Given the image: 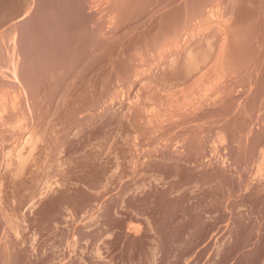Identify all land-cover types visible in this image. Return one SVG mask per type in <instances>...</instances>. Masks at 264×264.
<instances>
[{"label": "rangeland", "instance_id": "obj_1", "mask_svg": "<svg viewBox=\"0 0 264 264\" xmlns=\"http://www.w3.org/2000/svg\"><path fill=\"white\" fill-rule=\"evenodd\" d=\"M221 1L222 0H177V2L176 0H167V2L166 0H142V2L141 0H0V144H2L0 145V176L2 175V178L0 177V187L2 184V189H0L2 191L0 193V197L2 195V199L0 198V207L3 208H0V264H264V61H262L264 60V46H262V44H264V0H224L222 3ZM226 4H228V7ZM111 5L112 7H116L112 8ZM124 8L126 9L124 10ZM156 8L158 9L156 10ZM90 9H92V11ZM164 9L168 11H164ZM173 10L178 11L174 12ZM179 10L183 11L185 14ZM209 12L210 14L208 15ZM100 13L106 17L104 18ZM164 13L166 15L163 17ZM144 14L148 16L146 17ZM186 18L189 22L188 20L186 21ZM103 19L105 21H103ZM255 20L258 22L255 23ZM175 25L177 27H175ZM179 25L180 28H178ZM236 25L240 28H242V26L244 27L241 30ZM182 27L186 30H182ZM108 29L109 31H107ZM118 29L120 30L118 31ZM216 29L219 32L216 31ZM233 29L236 30L233 31ZM154 30L155 32H153ZM176 32L178 34H176ZM225 33H227L226 35L230 39L227 40L226 37V40H224ZM101 34L102 36H99ZM143 35H145V39ZM205 35H210V37ZM233 36L237 38H233ZM250 37L253 38L251 39ZM105 38L106 41L104 40ZM121 38H123V40ZM192 38L193 40L195 39V41L199 39V41L197 40L198 45L201 42V46L199 45L200 47L198 49L199 51L197 50L198 45L197 47L195 45L197 43H195ZM217 38L219 41H217ZM231 39H237L238 41H233ZM241 39L244 40L242 41ZM125 40L127 42H125ZM159 41L161 44L164 43L165 46L163 44L161 45ZM213 41H216L218 44ZM224 41L228 43L225 45ZM128 42L130 45L127 44ZM119 43L120 45H118ZM221 44H223V46ZM151 45H153V47L155 46V49ZM179 45L180 48H178ZM189 45H195V48L194 46L192 47L193 49L191 47L188 48ZM115 46L117 48H115ZM160 48L161 51L165 50V52H161ZM224 48H226L228 52L224 51ZM148 49H151L153 55L156 54V57L151 55L152 53ZM118 50L119 53H117ZM157 50L160 51L161 54L157 52ZM193 50H195V52ZM212 51H214V54ZM120 52L123 53V55ZM183 52L185 54H183ZM215 52H218L219 56L217 55L216 57ZM223 52L225 56L222 54ZM191 53L193 55H191ZM107 54L109 56H107ZM209 54L212 55L210 56ZM115 55H117V57ZM120 55L121 57H119ZM132 55L133 58H130ZM135 55L137 58L134 57ZM157 55H159V57ZM170 55L173 57L176 55L178 58L177 62H175L177 58H173ZM247 56L250 58L251 62H249V58V61L244 59H247ZM226 57L227 60L223 59ZM118 58L120 60H118ZM140 59H143V61ZM173 60L174 62H172ZM187 60L188 62H186ZM208 60L210 62H207ZM235 60H237V62ZM244 60L246 63H242ZM222 61L227 63H222ZM28 62L30 63L28 64ZM171 63L175 64L172 65ZM183 63L184 65L186 64V68ZM191 63L193 64L191 65ZM258 63L261 64L257 65ZM112 64L114 65L113 71ZM30 65L31 67H29ZM133 65L135 68L132 67ZM159 65H161V67ZM179 65H182L183 69H179L178 67H181ZM189 65L192 67H189ZM194 65L197 66L195 67ZM213 65H218L220 69L217 66L214 68ZM139 66L143 68L139 69ZM162 66L164 67L162 68ZM225 66L227 68H225ZM262 67L263 69H261ZM168 68L171 69L172 72L168 71ZM195 68L198 69L194 70ZM136 69L141 72L137 74ZM162 69H164V71ZM211 69L212 73L210 71ZM221 69L227 73L223 72ZM132 71H135V74ZM244 72H246V75L243 76ZM17 73L21 78H19L20 76ZM200 73L203 75L202 77ZM49 74L50 76H48ZM102 75H104V77H102ZM139 75L145 78L143 77L144 79L141 78L140 80ZM109 76L113 78L114 81L113 79L110 80ZM137 77L139 80L136 81ZM203 77L206 81L202 80ZM10 78L13 79L11 80ZM100 78H102V80ZM152 78L154 79L152 80ZM176 78L182 82H176ZM254 78L258 79L254 80ZM96 79H98V81ZM147 79L150 80L149 83ZM157 79L158 81H156ZM200 80H202V82ZM14 81L19 85H16ZM204 81L206 83H204ZM220 81L222 82L220 83L221 87L223 85V88H225V91L223 90L225 93L221 91L223 92V94H221L222 97L226 94V87L230 89V92L227 90V97H225L226 95L223 97L225 99L227 98V101L225 99L223 100L220 96L219 89L215 91V98L212 96L213 93L211 90H215V86L219 85L218 82ZM84 82L86 83L84 84ZM132 82H135L136 85L134 83L132 84ZM141 82H146L147 84L145 83V85ZM257 82L259 83L257 84ZM164 83H167L165 86H168H166V89L168 88L170 92L164 89L165 86L162 87ZM229 83L231 88L228 85ZM131 84L134 87H132ZM170 84L172 86H170ZM173 84L177 87L173 89L174 91L172 90ZM194 84L200 87L198 88ZM204 84L208 85L204 86ZM239 84L241 86L244 84L246 88L243 86V89ZM138 85H141V88L146 87L142 88L144 89L142 90ZM258 85L259 88H255L258 87ZM44 86L46 87L44 88ZM252 86H254V88ZM64 87H66L65 90ZM114 87L117 88L115 89ZM170 87H172L171 90ZM219 87L220 86H218V88ZM221 87L220 89H222ZM48 88L50 89L48 90ZM111 88L114 89L112 90ZM205 88L208 89L206 90ZM53 90H55L54 93ZM49 91L51 93H49ZM208 91L211 92L208 94ZM146 92H148L149 98L153 97L151 100L147 97ZM163 92H165L166 95L162 96V94H165ZM171 92L175 93L171 94ZM180 92L182 95L179 94ZM156 93L158 95L160 93V96H156ZM177 93L181 97H176V95L178 96ZM77 94L80 96L78 97ZM144 94L146 96H144ZM210 94L212 98L209 97ZM185 95L187 98H185ZM189 95L192 96L190 97ZM206 95H208L207 98ZM182 96L187 101L183 99ZM13 97L15 101H18L17 103L12 102L14 101ZM122 97H125L123 98L125 100H123ZM249 97L251 99H249ZM130 98H132L133 101ZM145 98L148 99L147 103L146 100H144ZM174 98L175 101H173ZM203 98H206L207 101ZM219 98L221 100H219ZM52 99L53 102H51ZM60 99L61 102H59ZM158 99L159 101L161 100L162 105L159 104L160 102ZM212 99L215 106L211 102ZM228 99L229 101L235 99L234 102H232L234 104H229L231 108H228L230 106H225L231 103ZM171 100L173 104L169 103ZM178 100L180 102H178ZM117 101L120 102V104L117 103ZM148 101L154 103H148ZM221 101L224 103L222 104ZM36 102L38 103L36 104ZM128 102L130 104L132 103V105H134L133 107L137 110L130 106ZM178 103L180 105H178ZM203 103L205 104L203 105ZM86 104L89 105V107ZM92 104H95L94 106L97 109H95ZM141 104L142 106H139ZM143 104H145V106L147 104L148 106L150 104L153 105H150V108L156 109L155 111L157 112L150 110L149 107L144 108ZM183 104L184 107H181ZM207 104L209 106L212 104L214 108H207L209 107ZM220 104L221 106H219ZM4 105L7 106V108H4ZM201 105L204 106L202 107L203 110ZM222 105H224V108L221 112ZM109 106H111L110 109ZM169 107L170 109L167 110ZM215 107L222 115L218 112L216 116L215 112L217 113V109ZM55 108L56 110H54ZM192 108H196L197 110H191ZM211 108L214 109L213 113L215 115H211ZM58 109L60 111H58ZM108 109L109 111L107 112ZM224 109H226L225 113ZM235 109H238L236 110L237 112ZM177 110L179 113L176 112ZM17 111L20 113L18 114ZM41 111L45 114H42ZM68 111L69 114L67 113ZM100 111L105 112L102 113ZM140 111L141 115L139 113ZM207 111L211 112L207 114ZM135 112L136 114H134ZM47 113L48 115H46ZM54 113H57V115L55 116ZM37 114L44 118L39 117ZM143 114H145L146 117L145 115L143 116ZM148 114H152V116H156V118L154 119L152 116H149V118L147 117ZM230 114H232L233 117H231L232 115ZM261 114H263V116ZM68 115L71 116L68 117ZM136 115H140L139 118ZM142 116L143 118L145 117L143 120H141ZM77 117L78 119L75 120ZM126 117L130 119L128 120ZM174 117L176 118L173 119ZM219 117L221 118L219 119ZM66 118H68L67 121ZM151 118L155 122H153ZM227 119L229 120L227 121ZM234 120L235 122H233ZM47 121L50 124L47 123ZM56 121L57 123H55ZM193 121L195 122L193 123ZM152 122L154 123V127ZM39 123L41 127H39ZM132 123L135 124L133 125ZM58 124L59 126H57ZM223 124L228 126H224ZM48 125H50L51 128H49ZM141 125L142 127L139 128ZM219 125L221 127H218ZM13 126L15 128H13ZM35 126H37L36 129ZM64 127L67 129L65 128V130ZM54 130H56V132ZM58 130L62 132L60 133ZM128 130L129 133L127 134ZM52 131H54L55 134ZM57 132H59V135ZM22 133L25 134L23 135ZM129 135H131V140L130 137H128ZM224 135L227 141L223 137ZM221 136L223 138H221ZM198 137L199 139H197ZM233 139L235 142L233 141L230 144ZM8 140L9 142H7ZM21 140L22 142H20ZM155 142H157V144ZM215 142L217 144H215ZM128 143H130V146ZM24 146H26V148ZM45 147L49 150L45 149ZM124 147L126 149H124ZM141 149L142 151L140 152L142 153L140 154L139 150ZM38 151L41 157L37 155ZM132 151L134 154H132ZM215 151L216 153H212ZM135 153L136 156L138 155L137 157H134ZM23 157L25 158L23 159ZM48 159H51V161L49 160L48 162L49 164L45 162L48 161ZM6 161L7 164L8 162L10 164L6 165ZM134 162H136V165ZM37 167L40 169L41 167L43 168L40 170ZM22 169L23 172L21 171ZM12 175L15 178L12 177ZM13 179H16V181ZM11 183L14 185H11ZM5 212H9L8 215H6ZM5 219H7V221Z\"/></svg>", "mask_w": 264, "mask_h": 264}, {"label": "bare ground", "instance_id": "obj_2", "mask_svg": "<svg viewBox=\"0 0 264 264\" xmlns=\"http://www.w3.org/2000/svg\"><path fill=\"white\" fill-rule=\"evenodd\" d=\"M106 1H108V0H106ZM115 1H116V0H115ZM117 1H118V0H117ZM137 1H138V0H137ZM158 1H159V0H158ZM161 1H163V0H161ZM194 1H195V0H194ZM200 1H201V0H200ZM219 1H220V0H219ZM222 1H224V0H222ZM222 1H221V3H222ZM96 2H97V1H96ZM96 2H95V3H96ZM102 2H103V1H102ZM110 2H111V1H110ZM141 2H142V0H141ZM143 2H145V1H143ZM166 2H167V0H166ZM176 2H177V0H176ZM178 2H179V1H178ZM225 2H226V1H225ZM113 3H114V2H113ZM128 3H129V1H128ZM164 3H165V2H164ZM193 3H195V2H193ZM196 3H197V2H196ZM198 3H200V2H198ZM106 4H107V2H106ZM143 4H144V3H143ZM146 4H147V3H146ZM154 4H155V2H154ZM181 4H182V2H181ZM224 4H225V3H224ZM113 5H114V4H113ZM118 5H119V4H118ZM160 5H161V4H160ZM193 5H194V4H193ZM208 5H209V4H208ZM208 5H205V6H208ZM213 5H214V4H213ZM226 5H227V7H228V4H226ZM98 6H99V5H98ZM98 6H97V7H98ZM120 6H121V5H120ZM125 6H126V5H125ZM139 6H140V5H139ZM157 6H158V5H157ZM164 6H165V5H164ZM174 6H175V5H174ZM180 6H181V5H180ZM196 6H197V5H196ZM198 6H199V4H198ZM200 6H201V5H200ZM220 6H221V5H220ZM95 7H96V6H95ZM105 7H106V6H105ZM109 7H110V6H109ZM111 7H112V5H111ZM113 7H116V6H113ZM113 7H112V8H113ZM147 7H148V6H147ZM178 7H179V6H178ZM182 7H184V6H182ZM208 7H210V6H208ZM213 7H214V6H213ZM217 7H218V6H217ZM227 7H226V9L228 10ZM89 8H90V7H89ZM121 8H122V7H121ZM139 8H140V7H139ZM144 8H145V7H144ZM153 8H154V7H153ZM158 8H159V7H158ZM158 8H156V10H157ZM161 8H162V7H161ZM180 8H181V7H180ZM180 8H179V9H180ZM201 8H203V7H201ZM221 8H222V7H221ZM221 8H219V9H221ZM223 8H224V7H223ZM125 9H126V8H124V10H125ZM162 9H163V8H162ZM167 9H170V8H167ZM167 9H164V11L167 10ZM175 9H176V8H175ZM177 9H178V8H177ZM190 9H191V8H190ZM190 9H189V10H190ZM205 9H206V8H205ZM207 9H208V8H207ZM209 9H210V8H209ZM209 9H208V10H209ZM90 10L92 11V9H90ZM97 10H98V9H97ZM104 10H105V9H104ZM108 10H110V9H108ZM108 10H107V11H108ZM111 10H112V9H111ZM140 10H141V9H140ZM140 10H139V11H140ZM193 10L195 11L194 7H193ZM210 10H211V9H210ZM212 10H213V9H212ZM215 10H216V8H215ZM101 11H102V10H101ZM112 11H113V10H112ZM141 11H142V10H141ZM154 11H155V10H154ZM160 11H161V9H160ZM167 11H168V10H167ZM173 11H174V10H173ZM177 11H178V10H177ZM177 11H174V12H177ZM179 11H181V10H179ZM183 11H184V9H183ZM183 11H181V12H183ZM187 11H188V10H187ZM201 11H202V9H201ZM206 11H207V10H206ZM219 11H220V10H219ZM229 11H230V10H229ZM98 12H99V11H98ZM123 12H125V11H123ZM181 12H180V13H181ZM91 13H92V12H91ZM113 13H114V12H113ZM166 13H167V12H166ZM169 13H170V12H169ZM187 13H189V12H187ZM205 13H206V12H205ZM215 13H216V12H215ZM230 13H231V12H230ZM93 14H94V13H93ZM96 14H97V12H96ZM100 14H101V13H100ZM104 14H105V13H104ZM116 14H117V12H116ZM116 14H115V15H116ZM119 14H121V13H119ZM124 14H125V13H124ZM142 14H143V13H142ZM147 14H148V13H147ZM158 14H159V13H158ZM162 14H163V13H162ZM167 14H168V13H167ZM181 14H182V13H181ZM183 14H185V13L183 12ZM197 14H198V13H197ZM209 14H210V12L208 13V15H209ZM232 14H233V13H232ZM90 15H91V14H90ZM101 15H102V14H101ZM144 15L146 16V14H144ZM153 15L155 16L154 13H153ZM156 15H157V14H156ZM160 15H161V14H160ZM165 15H166V14L164 13L163 17H164ZM179 15H180V14H179ZM199 15H200V14H199ZM206 15H207V14H206ZM211 15H212V14H211ZM223 15H224V14H223ZM223 15H222V16H223ZM91 16H92V15H91ZM102 16H103V15H102ZM108 16H109V15H108ZM118 16H120V15H118ZM147 16H148V15H147ZM147 16H146V17H147ZM161 16H162V15H161ZM176 16H177V14H176ZM190 16H191V14H190ZM217 16H218V15H217ZM222 16H221V17H222ZM103 17L105 18L106 16L104 15ZM112 17H113V16H112ZM124 17H125V16H124ZM141 17H142V16H141ZM143 17H144V16H143ZM163 17H162V18H163ZM180 17H181V16H180ZM188 17H189V16H188ZM194 17H195V15H194ZM208 17H209V16H208ZM210 17H211V16H210ZM214 17H215V16H214ZM214 17H213V18H214ZM221 17H220V19H221ZM228 17H229V16H228ZM244 17H245V16H244ZM244 17H243V18H244ZM246 17H247V16H246ZM101 18H102V17H101ZM117 18H118V17H117ZM144 18H145V17H144ZM144 18H143V19H144ZM165 18H166V17H165ZM170 18H171V17H170ZM175 18H176V17H175ZM183 18H184V17H183ZM183 18H182V19H183ZM192 18H193V17H192ZM229 18H230V17H229ZM229 18H226V19H229ZM233 18H234V17H233ZM92 19H93V18H92ZM94 19H95V18H94ZM168 19H169V18H168ZM172 19L174 20L173 17H172ZM194 19H195V18H194ZM196 19H197V17H196ZM200 19H201V18H200ZM204 19H205V18H204ZM226 19H223V20H226ZM234 19H236V18H234ZM238 19H239V18H238ZM240 19H241V17H240ZM255 19H256V18H255ZM96 20H97V17H96ZM98 20H99V19H98ZM112 20H113V19H112ZM129 20H130V19H129ZM151 20H152V18H151ZM155 20H156V19H155ZM162 20H163V19H162ZM179 20H181V19H179ZM187 20H188V19L186 18V21H187ZM198 20H199V19H198ZM215 20H216V19H215ZM217 20H218V18H217ZM229 20H230V19H229ZM231 20H232V19H231ZM243 20H244V19H243ZM252 20H254V19H252ZM103 21H105V20L103 19ZM109 21H110V20H109ZM109 21H108V22H109ZM118 21H119V20H118ZM125 21H126V20H125ZM139 21H140V20H139ZM153 21H154V20H153ZM165 21H166V20H165ZM168 21H169V20H168ZM176 21H177V19H176ZM182 21H183V20H182ZM191 21H192V20H191ZM196 21H197V20H196ZM213 21H214V20H213ZM219 21H220V20H219ZM226 21H227V20H226ZM250 21H251V20H250ZM92 22H93V21H92ZM95 22H96V21H95ZM155 22H156V21H155ZM173 22H174V21H173ZM178 22H179V21H178ZM184 22H185V21H184ZM188 22H189V20H188ZM224 22H225V21H224ZM230 22H231V21H230ZM246 22H247V20H246ZM251 22H252V21H251ZM257 22H258V21H257ZM257 22H256V20H255V23H257ZM132 23H133V22H132ZM146 23H148V22H146ZM160 23H161V22H160ZM163 23H164V22H163ZM175 23H176V22H175ZM185 23H186V22H185ZM222 23H223V22H222ZM105 24H106V23H105ZM108 24H109V23H108ZM118 24H119V23H118ZM143 24H144V23H143ZM151 24H152V23H151ZM166 24H167V23H166ZM225 24H227V23H225ZM231 24H232V23H231ZM241 24H242V23H241ZM250 24H251V23H250ZM124 25H125V24H124ZM187 25H188V24H187ZM207 25H208V24H207ZM222 25H223V24H222ZM228 25H229V24H228ZM228 25H227V26H228ZM242 25H243V24H242ZM245 25H246V24H245ZM98 26H99V25H98ZM111 26H112V24H111ZM115 26H117V25H115ZM120 26H121V25H120ZM125 26H126V25H125ZM139 26H140V25H139ZM165 26H166V25H165ZM167 26H168V25H167ZM185 26H186V24H185ZM213 26H214V25H213ZM215 26H216V25H215ZM219 26H220V25H219ZM230 26H231V25H230ZM236 26L239 27L238 25H236ZM240 26H241V25H240ZM251 26H252V25H251ZM253 26H255V25H253ZM95 27H96V26H95ZM104 27H105V26H104ZM127 27H128V26H127ZM143 27H144V26H143ZM160 27H161V26H160ZM175 27H177V26L175 25ZM193 27H194V26H193ZM217 27H218V26H217ZM222 27H223V26H222ZM243 27H244V26H242V28H243ZM98 28H99V27H98ZM107 28H108V27H107ZM111 28H112V27H111ZM111 28H110V29H111ZM125 28H126V27H125ZM152 28H153V26H152ZM155 28H156V27H155ZM165 28H166V27H165ZM167 28H168V27H167ZM172 28H173V27H172ZM178 28H180V25H179ZM186 28H187V27H186ZM197 28H198V27H197ZM203 28H204V27H203ZM223 28H224V27H223ZM239 28H240V27H239ZM242 28H240V29L242 30ZM245 28H246V27H245ZM101 29H102V26H101ZM128 29H129V28H128ZM145 29H146V28H145ZM163 29H164V28H163ZM169 29H170V28H169ZM174 29H175V28H174ZM183 29H184V27H182V30H183ZM217 29H218V28H217ZM217 29H216V31H218ZM221 29H222V28H221ZM231 29H232V28H231ZM248 29H251V28H248ZM92 30H94V29H92ZM98 30H99V29H98ZM98 30H97V31H98ZM114 30H115V29H114ZM119 30H120V29H118V31H119ZM123 30H125V29H123ZM123 30H122V31H123ZM159 30H160V29H159ZM184 30H186V29H184ZM213 30H214V29H213ZM235 30H236V29H235ZM235 30L233 29V31H235ZM241 30H240V31H241ZM246 30H247V29H246ZM94 31H95V30H94ZM107 31H109V29H108ZM110 31H111V30H110ZM176 31H177V30H176ZM178 31H180V30H178ZM187 31H188V29H187ZM197 31H198V30H197ZM214 31H215V30H214ZM222 31H223V30H222ZM230 31H231V30H230ZM243 31H245V30H243ZM99 32H100V31H99ZM112 32H113V29H112ZM120 32H121V31H120ZM123 32H124V31H123ZM144 32H145V31H144ZM153 32H155V30H154ZM158 32H159V31H158ZM173 32H174V30H173ZM208 32H209V31H208ZM212 32H213V31H212ZM218 32H219V31H218ZM93 33H94V32H93ZM95 33H96V32H95ZM100 33H101V32H100ZM132 33H133V31H132ZM170 33H171V32H170ZM186 33H187V32H186ZM206 33H207V31H206ZM215 33H216V32H215ZM228 33H229V32H228ZM234 33H235V32H234ZM246 33H247V32H246ZM97 34H98V33H97ZM118 34H119V32H118ZM118 34H117V35H118ZM167 34H168V32H167ZM176 34H178V33L176 32ZM179 34H180V32H179ZM226 34H227V33H225V36H224L225 38H224V40H226V37H227V40L230 39ZM235 34H236V33H235ZM237 34H238V33H237ZM241 34H242V33H241ZM241 34H239V35H241ZM249 34H250V31H249ZM122 35H123V34H122ZM150 35H151V34H150ZM150 35H149V36H150ZM164 35H165V34H164ZM169 35H170V34H169ZM169 35H168V37H169ZM172 35H174V34H172ZM222 35H223V34H222ZM242 35H244V34H242ZM252 35H253V34H252ZM256 35H259V34H256ZM261 35H262V34H261ZM99 36H102V34L99 35ZM109 36H110V34H109ZM127 36H128V35H127ZM127 36H126V37H127ZM144 36H145V35H143V38H144ZM151 36H152V35H151ZM176 36H177V35H176ZM205 36H208V35H205ZM215 36H216V34H215ZM236 36H237V35H236ZM236 36H233V38L236 37ZM103 37H104V36H103ZM103 37H102V38H103ZM122 37H123V36H122ZM160 37H161V36H160ZM178 37H180V36H178ZM208 37H210V35H209ZM248 37H249V36H248ZM256 37H257V36H256ZM256 37H254V38H256ZM131 38H132V37H131ZM147 38H148V37H147ZM151 38H152V37H151ZM162 38H163V37H162ZM165 38H166V37H165ZM169 38H170V37H169ZM193 38H194V37H193ZM193 38H192V40H193ZM198 38H199V37H198ZM205 38H206V37H205ZM213 38H214V37H213ZM236 38H237V37H236ZM240 38H241V37H240ZM246 38H247V37H246ZM250 38L252 39L253 37H250ZM97 39H98V38H97ZM121 39L123 40V38H121ZM124 39H125V38H124ZM129 39H130V37H129ZM144 39H145V38H144ZM153 39H154V38H153ZM156 39H157V38H156ZM180 39H181V38H180ZM182 39H183V38H182ZM188 39H189V38H188ZM188 39H187V42H188ZM196 39H197V38H196ZM203 39H204V38H203ZM203 39H201V40H203ZM209 39H211V38H209ZM238 39H239V38H238ZM244 39H245V38H244ZM244 39H243V40H244ZM256 39H257V38H256ZM260 39H261V38H260ZM104 40L106 41V38H105ZM151 40H152V39H151ZM166 40H167V38H166ZM176 40H177V38H176ZM189 40H190V39H189ZM197 40L199 41V39H197ZM197 40L195 41V39H194L193 41H194L195 43H197ZM231 40H233V39H231ZM236 40H237V39H236ZM236 40H233V41H236ZM241 40H242V39H241ZM243 40H242V41H243ZM258 40H259V39H258ZM258 40H257V41H258ZM119 41H120V38H119ZM164 41H165V39H164ZM180 41H181V40H180ZM217 41H219L218 38H217ZM221 41H222V40H221ZM229 41H230V40H229ZM233 41H231V42H233ZM237 41H238V40H237ZM239 41H240V40H239ZM254 41H255V40H254ZM112 42H113V41H112ZM125 42H127V41L125 40ZM146 42H147V41H146ZM162 42H163V41H162ZM190 42H191V41H190ZM205 42H206V40H205ZM207 42H208V40H207ZM213 42L216 43V41H213ZM213 42H212V43H213ZM224 42H225V41H224ZM224 42H222V43H224ZM231 42H230V43H231ZM250 42H251V41H250ZM100 43H101V42H100ZM102 43H103V40H102ZM113 43H114V42H113ZM117 43H118V42H117ZM159 43H160V41H159ZM159 43H158V46H159ZM191 43H192V42H191ZM191 43H190V44H191ZM214 43H213V45H214ZM227 43H228V42H227ZM227 43L225 42V45H226ZM234 43H235V42H234ZM251 43H252V42H251ZM127 44H129V42H128ZM160 44H161V43H160ZM162 44L165 46L164 43H162ZM162 44H161V45H162ZM184 44H185V42H184ZM200 44H201V42H200ZM200 44H199V45H200ZM203 44H204V42H203ZM203 44H202V46H203ZM216 44H218V43H216ZM232 44H233V43H232ZM246 44H247V43H246ZM254 44H255V43H254ZM115 45H116V44H115ZM118 45H120V43H119ZM123 45H124V43H123ZM129 45H130V44H129ZM172 45H173V44H172ZM182 45H183V44H182ZM195 45H196V47H197L198 43L195 44ZM195 45H193L194 48H195ZM199 45H198V47H197V50H198L199 47L201 46V45H200V46H199ZM207 45H209V44H207ZM221 45L223 46V44H221ZM229 45H230V44H229ZM243 45H245V44H243ZM243 45H242V46H243ZM260 45H261V44H260ZM126 46H127V45H126ZM148 46H149V45H148ZM151 46L153 47V45H151ZM166 46H167V45H166ZM193 46H190V45H189L188 48H190V47L192 48ZM204 46H205V45H204ZM214 46L216 47V45H214ZM222 46H220V47H222ZM255 46H256V45H255ZM262 46H264V44H262ZM131 47H132V46H131ZM152 47H151V48H152ZM154 47H155V46H154ZM154 47H153V48H154ZM175 47H176V46H175ZM186 47H187V46H186ZM205 47H206V46H205ZM209 47H210V46H209ZM215 47H214V49H215ZM224 47H227V46H224ZM235 47H236V46H235ZM237 47H238V46H237ZM244 47H246V46H244ZM113 48H114V47H113ZM115 48H117V47L115 46ZM157 48H158V47H157ZM161 48H162V46H161ZM161 48H160V51H161ZM172 48H174V47H172ZM178 48H180V45H179ZM218 48H219V47H218ZM118 49H119V48H118ZM154 49H155V48H154ZM158 49H159V48H158ZM162 49H163V48H162ZM192 49H193V48H192ZM214 49H213V50H214ZM220 49H223V48H220ZM225 49H226V48H224V51H227V52H228V50H227V49L225 50ZM108 50H109V49H108ZM122 50H123V49H122ZM148 50L151 51V49H148ZM152 50H153V49H152ZM171 50H172V49H171ZM179 50H180V49H179ZM184 50H185V49H184ZM184 50H183V51H184ZM186 50H187V48H186ZM195 50H196V49H195ZM195 50H193V51L195 52ZM215 50H216V49H215ZM215 50H214V51H215ZM237 50H238V49H237ZM241 50H242V49H241ZM244 50H245V49H244ZM247 50H248V49H247ZM110 51H111V50H110ZM155 51H156V50H155ZM160 51L157 50V52H159L160 54H161L162 51L165 52V50H162L161 52H160ZM181 51H182V50H181ZM198 51H199V50H198ZM201 51H202V48H201ZM214 51H212V53H213ZM216 51H217V50H216ZM261 51H262V50H261ZM108 52H109V51H108ZM115 52H116V51H115ZM121 52H122V51H121ZM121 52H120V53H121ZM126 52H127V51H126ZM130 52H131V51H130ZM135 52H136V50H135ZM153 52H154V50H153ZM167 52H169V51H167ZM167 52H166V53H167ZM171 52H172V51H171ZM178 52H179V51H178ZM189 52H190V49H189ZM207 52H208V51H207ZM235 52H236V51H235ZM258 52H259V51H258ZM117 53H119V50H118ZM132 53H133V52H132ZM148 53H149V52H148ZM151 53H152V51H151ZM151 53H150V54H151ZM155 53H156V52H155ZM159 53H157V54H159ZM166 53H165V54H166ZM169 53H170V52H169ZM172 53H174V52H172ZM172 53H171V54H172ZM180 53H181V52H180ZM215 53H216V52H215ZM220 53H221V52H220ZM238 53H239V51H238ZM248 53H249V52L247 51V54H248ZM262 53H263V52H262ZM111 54H112V53H111ZM111 54H110V55H111ZM121 54L123 55V53H121ZM126 54H128V53H126ZM135 54H136V53H135ZM140 54H141V52H140ZM146 54H147V52H146ZM165 54H164V56L167 58V56H166ZM176 54H177V53H176ZM183 54H185V53L183 52ZM213 54H214V53H213ZM222 54L225 56V53H224V52H223ZM222 54H221V55H222ZM226 54H227V53H226ZM245 54H246V53H245ZM251 54H252V53H251ZM260 54H261V53H260ZM151 55H153V53H152ZM191 55H193V54L191 53ZM191 55H189V56H191ZM209 55L211 56L212 54H209ZM217 55L219 56V53H218V52L215 54V56L217 57ZM221 55H220V57H221ZM223 55H222V56H223ZM235 55H236V54H235ZM237 55H238V54H237ZM243 55H244V52H243ZM248 55H249V54H248ZM258 55H259V54H258ZM107 56H109V55L107 54ZM115 56L117 57V55H115ZM142 56H143V55H142ZM147 56H149V55H147ZM153 56L156 57V54L153 55ZM157 56L159 57V55H157ZM160 56H161V55H160ZM162 56H163V54H162ZM162 56H161V57H162ZM170 56H172V55H170ZM178 56H179V55H178ZM185 56H186V55H185ZM213 56H214V55H213ZM224 56H223V57H224ZM227 56H228V55H227ZM252 56H253V55H252ZM259 56H260V55H259ZM111 57H112V56H111ZM119 57H121V55H120ZM126 57H127V56H126ZM134 57L137 58L136 55H135ZM140 57H141V56H140ZM158 57H157V58H158ZM168 57H169V56H168ZM172 57H173V56H172ZM174 57H176V55H174ZM174 57H173V58H174ZM183 57H184V56H183ZM200 57H201V56H200ZM244 57H245V56H244ZM244 57H242V58H244ZM29 58H30V57H29ZM112 58H113V57H112ZM130 58H133V55H132V57L130 56ZM136 58H135V59H136ZM143 58H145V57H143ZM176 58H177V57H176ZM180 58H181V56H180ZM184 58H185V57H184ZM209 58H211V57H209ZM248 58H249V57L247 56V59H246V58H244V59L247 60V61H249L250 58H249V60H248ZM252 58H253V57H252ZM252 58H251V59H252ZM254 58H255V57H254ZM26 59H27V58H26ZM108 59H109V58H108ZM152 59H153V58H152ZM161 59H162V58H161ZM215 59H216V58H215ZM217 59H218V58H217ZM219 59H220V58H219ZM223 59H226V60H227V57H226V58H223ZM233 59H234V58H233ZM238 59H239V58H238ZM27 60H28V59H27ZM31 60H32V59H31ZM31 60H30V61H31ZM114 60H115V59H114ZM118 60H120V59L118 58ZM121 60H122V59H121ZM123 60H124V59H123ZM140 60H141V59H140ZM163 60H164V59H163ZM177 60H178V58L175 60V62H177ZM181 60H182V59H181ZM189 60H190V59H189ZM204 60H205V59H204ZM212 60H213V57H212ZM220 60H221V59H220ZM245 60L242 61V63L245 62ZM116 61H117V60H116ZM141 61H143V59H142ZM144 61H145V60H144ZM150 61H151V60H150ZM161 61H162V60H161ZM165 61H166V60H165ZM193 61H194V60H193ZM195 61H196V60H195ZM213 61H214V60H213ZM235 61L237 62V60H235ZM252 61H253V59H252ZM255 61H256V59H255ZM262 61H264V60H262ZM25 62H27V61H25ZM118 62H119V61H118ZM122 62H123V61H122ZM158 62H160V61H158ZM167 62H169V61H167ZM172 62H174V60H173ZM180 62H181V61H180ZM186 62H188V60H187ZM204 62H205V61H204ZM207 62H210V61L208 60ZM211 62H212V61H211ZM249 62H251V60H250ZM29 63H30V62H28V64H29ZM31 63H32V62H31ZM112 63H113V62H112ZM123 63H124V62H123ZM137 63H138V61H137ZM216 63H217V62H216ZM222 63H227V62H225V61L223 62V61H222ZM245 63H246V62H245ZM252 63H253V62H252ZM262 63H263V62H262ZM110 64H111V63H110ZM127 64H128V63H127ZM127 64H126V65H127ZM154 64H155V63H154ZM158 64H159V63H158ZM160 64H161V63H160ZM168 64H169V63H168ZM171 64H172V63H171ZM174 64H175V63H174ZM174 64H172V65H174ZM177 64H178V63H177ZM179 64H180V63H179ZM188 64H189V63H188ZM192 64H193V63H191V65H192ZM231 64H233V63H231ZM234 64H235V63H234ZM237 64H238V63H237ZM260 64H261V63H260ZM260 64L258 63L257 65H260ZM32 65H33V64H32ZM112 65H113V64H112ZM117 65H118V64H117ZM124 65H125V64H124ZM124 65H123V66H124ZM162 65H163V63H162ZM183 65H184V63H183ZM185 65H186V64H185ZM185 65H184V66H185ZM191 65H189V67H190ZM199 65H200V64H199ZM201 65H202V64H201ZM205 65H206V64H205ZM208 65H209V64H208ZM238 65H239V64H238ZM252 65H254V64H252ZM140 66H141V65H140ZM140 66H139V69L144 67V65H143V67H140ZM159 66L161 67V65H159ZM159 66H156V67H159ZM166 66H167V65H166ZM166 66H165V67H166ZM179 66H181V67H178L179 69L182 68V65H179ZM194 66H195V65H194ZM196 66H197V65H196ZM196 66H195V67H196ZM213 66H214V65H213ZM216 66L218 67V65H216ZM216 66H214V68H215ZM221 66H222V64H221ZM223 66H224V64H223ZM241 66H242V64H241ZM263 66H264V65H263ZM29 67H31V65H30ZM132 67L135 68L134 65H133ZM132 67H131V68H132ZM163 67H164V66H162V68H163ZM176 67H177V66H176ZM191 67H192V66H191ZM232 67H233V66H232ZM250 67H251V66H250ZM255 67H256V65H255ZM260 67H261V66H260ZM260 67H259V68H260ZM24 68H25V67H24ZM115 68H117V67H115ZM119 68H120V67H119ZM122 68H123V67H122ZM127 68H128V66H127ZM185 68H186V66H185ZM199 68H200V67H199ZM201 68H202V67H201ZM206 68H207V67H206ZM211 68H213V67H211ZM218 68H219V67H218ZM218 68H217V69H218ZM222 68H223V67H222ZM225 68H227V67L225 66ZM233 68H234V67H233ZM239 68H240V67H239ZM243 68H244V67H243ZM245 68H246V67H245ZM22 69H23V68H22ZM25 69H26V68H25ZM29 69H30V68H29ZM113 69H114V65H113L112 71H113ZM156 69H157V68H156ZM156 69H155V71H156ZM182 69H183V68H182ZM192 69H193V68H192ZM192 69H191V71H192ZM196 69H198V68H195L194 70H196ZM219 69H220V68H219ZM250 69H251V68H250ZM253 69H254V68H253ZM261 69H263V67H262ZM106 70H107V69H106ZM109 70H110V68H109ZM130 70H131V69H130ZM132 70H134V69H132ZM159 70H160V68H159ZM159 70H158V71H159ZM162 70L164 71V69H162ZM165 70H166V69H165ZM184 70H185V69H184ZM199 70H200V69H199ZM204 70H205V69H204ZM208 70H209V69H208ZM221 70L223 71V69H221ZM230 70H231V67H230ZM234 70H235V69H234ZM238 70H239V69H238ZM243 70H245V69H243ZM248 70H249V69H248ZM248 70H247V71H248ZM23 71H24V70H23ZM26 71H27V70H26ZM107 71H108V70H107ZM107 71H106V72H107ZM118 71H119V70H118ZM123 71H124V70H123ZM125 71H126V70H125ZM136 71H137V69H136ZM168 71H171V69L168 68ZM188 71H189V69H188ZM200 71H201V70H200ZM210 71H211V73H212V69H211ZM217 71H218V70H217ZM219 71H220V70H219ZM245 71H246V70H245ZM258 71H259V70H258ZM21 72H22V71H21ZM37 72H38V71H37ZM39 72H40V71H39ZM79 72H80V71H79ZM79 72H78V73H79ZM106 72H105V73H106ZM132 72H133V71H132ZM132 72H131V73H132ZM134 72H135V71H134ZM134 72H133V73H134ZM138 72H139V71H137V74H138ZM140 72H141V71H140ZM140 72H139V73H140ZM148 72H149V71H148ZM150 72H151V71H150ZM152 72H153V71H152ZM166 72H167V71H166ZM171 72H172V71H171ZM177 72H178V71H177ZM197 72H198V71H197ZM201 72H202V71H201ZM203 72H205V71H203ZM223 72H226V71H223ZM241 72H242V70H241ZM256 72H257V71H256ZM262 72H263V71H262ZM22 73H24V72H22ZM26 73H27V72H26ZM52 73H53V72H52ZM107 73H109V72H107ZM111 73H113V72H111ZM111 73H110V74H111ZM116 73H117V72H116ZM119 73H120V72H119ZM153 73H154V72H153ZM188 73H189V72H188ZM208 73H210V72H208ZM226 73H227V72H226ZM263 73H264V72H263ZM17 74H18V73H17ZM19 74H20V71H19ZM19 74H18V75H19ZM37 74H38V73H37ZM39 74H40V73H39ZM76 74H77V72H76ZM127 74H128V73H127ZM134 74H135V73H134ZM137 74H136V76H137ZM149 74H150V73H149ZM156 74H157V73H156ZM183 74H184V73H183ZM196 74H198V73H196ZM202 74H203V73H202ZM204 74H205V73H204ZM216 74H217V73H216ZM239 74H241V73H239ZM20 75H21V74H20ZM20 75H19V76H20ZM27 75H28V74H27ZM29 75H30V74H29ZM40 75H41V74H40ZM40 75H39V76H40ZM53 75H54V74H53ZM108 75H109V74H108ZM117 75H118V74H117ZM124 75H125V74H124ZM147 75H148V74H147ZM198 75H199V74H198ZM200 75H201V73H200ZM222 75H223V73H222ZM224 75H225V74H224ZM229 75H230V74H229ZM229 75H228V76H229ZM244 75H246V72H244L243 76H244ZM251 75H252V74H251ZM253 75H254V74H253ZM48 76H50V74H49ZM48 76H47V77H48ZM55 76H56V75H55ZM74 76H75V75H74ZM115 76H116V75H115ZM130 76H131V75H130ZM139 76H140V75H139ZM141 76H142V75H141ZM141 76L139 77L140 80H141V78L144 77V76H143V77H141ZM152 76H153V74H152ZM158 76H160V75H158ZM162 76H164V75H162ZM191 76H192V75H191ZM202 76H203V75H201V77H202ZM206 76H207V75H206ZM209 76H210V74H209ZM211 76H213V75H211ZM226 76H227V74H226ZM237 76H238V75H237ZM248 76H249V75H248ZM255 76H256V75H255ZM263 76H264V75H263ZM12 77H13V76H12ZM22 77H23V75H22ZM29 77H30V76H29ZM33 77H34V76H33ZM53 77H54V76H53ZM98 77H99V76H98ZM102 77H104V75H102ZM112 77H114V76H112ZM154 77H155V76H154ZM178 77H179V76H178ZM201 77H200V78H201ZM204 77H205V75H204ZM204 77H203L202 80H205V81H206V79H204ZM220 77H221V76H220ZM238 77H239V76H238ZM19 78H21V76H20ZM25 78H26V77H25ZM37 78H38V77H37ZM40 78H41V77H40ZM42 78H43V77H42ZM45 78H46V77H45ZM49 78H50V77H49ZM49 78H48V79H49ZM95 78H96V77H95ZM109 78H110V76H109ZM144 78H145V77H144ZM144 78H143V79H144ZM162 78H164V77H162ZM171 78H172V77H171ZM180 78H181V77H180ZM180 78H179V79H180ZM186 78H187V77H186ZM186 78H185V79H186ZM188 78H189V77H188ZM193 78H194V77H193ZM206 78H207V77H206ZM208 78H209V77H208ZM210 78H211V77H210ZM247 78H248V77H247ZM10 79H11V78H10ZM12 79H13V78H12ZM12 79H11V80H12ZM100 79L102 80V78H100ZM104 79H105V78H104ZM112 79H113V78H110V80H112ZM119 79H120V78H119ZM130 79H131V77H130ZM130 79H129V80H130ZM132 79H133V78H132ZM135 79H136V78H135ZM148 79H149V78H148ZM148 79H147V80H148ZM150 79H151V78H150ZM153 79H154V78H152V80H153ZM172 79H173V78H172ZM211 79H212V78H211ZM211 79H210V80H211ZM215 79H216V78H215ZM215 79H214V80H215ZM222 79H223V78H222ZM225 79H226V78H225ZM245 79H246V78H245ZM249 79H250V78H249ZM251 79H252V78H251ZM256 79H258V78H256ZM256 79L254 78V80H256ZM259 79H260V78H259ZM263 79H264V78H263ZM23 80H24V79H23ZM30 80H31V79H30ZM42 80H44V79H42ZM84 80H85V79H84ZM84 80H83V81H84ZM87 80H88V79H87ZM96 80L98 81V79H96ZM101 80H100V81H101ZM123 80H124V79H123ZM127 80H128V79H127ZM137 80H139L138 77H137L136 81H137ZM162 80H163V79H162ZM169 80H170V78H169ZM176 80H177V78H176ZM198 80H199V77H198ZM198 80H197V82H198ZM202 80H200V81L202 82ZM220 80H221V79H220ZM243 80H244V79H243ZM260 80H261V79H260ZM26 81H27V79H26ZM85 81H86V80H85ZM113 81H114V79H113ZM134 81H135V80H134ZM142 81H143V80H142ZM149 81H150V80H148V83H149ZM156 81H158V79H157ZM170 81H171V80H170ZM178 81L182 82L181 80H177L176 82H178ZM188 81H189V80H188ZM205 81H204V83H206ZM223 81H224V80H223ZM240 81H241V80H240ZM8 82H10V81H8ZM14 82H15V81H14ZM19 82H20V81H19ZM33 82H34V81H33ZM38 82H39V81H38ZM41 82H42V81H41ZM46 82H47V80H46ZM53 82H54V81H53ZM102 82H103V81H102ZM105 82H106V81H105ZM128 82H129V81H128ZM161 82H162V81H161ZM166 82H167V81H166ZM174 82H175V81H174ZM174 82H173V83H174ZM189 82H190V81H189ZM189 82H188V83H189ZM197 82H196V83H197ZM208 82H209V81H208ZM227 82H228V81H227ZM227 82H226V83H227ZM229 82H230V81H229ZM243 82H244V81H243ZM245 82H246V80H245ZM260 82H261V81H260ZM12 83H13V82H12ZM30 83H32V82H30ZM50 83H52V82H50ZM50 83H49V84H50ZM54 83H55V82H54ZM85 83H86V82H84V84H85ZM103 83H104V82H103ZM120 83H122V82H120ZM129 83H131V82H129ZM133 83L135 84V82H132V84H133ZM137 83H139V82H137ZM141 83H143V82H141ZM145 83H146V82H144L143 84H145ZM154 83H155V81H154ZM157 83H158V82H157ZM170 83H171V82H170ZM196 83H195V84H196ZM209 83H210V82H209ZM218 83H219V85H217ZM218 83L216 84L217 86H215L216 89H215V90H211L212 93H213V95H212L213 97H214V94L216 93L215 91H217V89L220 90V91L218 90L220 96H221V94H223V92L225 91V90H224L225 88H223L224 86L222 85V87H221V84H220V83H222V82L220 81V82H218ZM230 83H231V82H230ZM230 83L228 84L229 87H230ZM233 83H234V82H233ZM233 83H232V84H233ZM258 83H259V82H257V84H258ZM263 83H264V82H263ZM15 84H16V82H15ZM33 84H34V83H33ZM49 84H48V85H49ZM100 84H101V82H100ZM110 84H111V83H110ZM113 84H114V83H113ZM127 84H128V83H127ZM127 84H125V85H127ZM132 84H131V86H132ZM146 84H147V83H146ZM146 84H145V85H146ZM150 84H151V83H150ZM150 84H149V85H150ZM165 84H167V83H164V84L162 85V87L165 86ZM190 84H191V83H190ZM195 84H194V85H195ZM197 84H198V83H197ZM223 84H224V82H223ZM244 84H246V83H244ZM244 84H243V86H244ZM252 84H253V83H252ZM9 85H12V84H9ZM16 85H19V84H16ZM27 85H28V84H27ZM37 85H38V84H37ZM62 85H63V84H62ZM82 85H83V84H82ZM101 85H102V84H101ZM114 85H115V84H114ZM123 85H124V84H123ZM135 85H136V84H135ZM145 85H144V86H145ZM155 85H156V84H155ZM192 85H193V84H192ZM199 85H200V84H199ZM207 85H208V84H206V85L204 84V86H207ZM239 85H240V84H239ZM248 85H249V84H248ZM259 85H260V84H259ZM259 85H258V87H255V88H259ZM3 86H6V85H3ZM25 86H26V84H25ZM31 86H32V85H31ZM38 86H39V85H38ZM46 86H47V85H46ZM46 86H44V88H45ZM49 86H50V85H49ZM53 86H54V85H53ZM85 86H87V85H85ZM85 86H82V87H85ZM108 86H109V85H108ZM115 86H116V85H115ZM127 86H128V85H127ZM129 86H130V85H129ZM138 86H139V85H138ZM140 86H141V85H140ZM140 86H139V88H141ZM158 86H160V85H158ZM166 86H167V85H166ZM166 86L164 87V89H166ZM170 86H172V85L170 84ZM195 86H196V85H195ZM209 86H210V85H209ZM209 86H208V88H209ZM218 86H220L222 89H220V87L218 88ZM225 86H226V85H225ZM233 86H234V85H233ZM240 86H241V85H240ZM243 86H241V87H243ZM260 86H261V85H260ZM10 87H11V86H10ZM12 87H13V86H12ZM16 87H18V86H16ZM28 87H29V85H28ZM36 87H37V86H36ZM41 87H42V86H41ZM132 87H134V86H132ZM145 87H146V86H145ZM145 87H142V88H145ZM162 87H161V88H162ZM167 87H168V86H167ZM175 87H176V86H174V84H173V88L170 87V90H171V88H172V90L175 89ZM178 87H179V86H178ZM192 87H193V86H192ZM192 87H191V88H192ZM196 87H198V86H196ZM199 87H200V86H199ZM199 87H198V88H199ZM201 87H202V86H201ZM244 87H245V86H244ZM244 87H243V89H244ZM252 87L254 88V86H252ZM5 88H6V87H5ZM18 88H19V87H18ZM18 88H17V89H18ZM39 88H40V87H39ZM39 88H38V89H39ZM65 88H66V87H64V90H65ZM109 88H110V87H109ZM114 88H115V87H114ZM114 88H113V89H114ZM116 88H117V87H116ZM116 88H115V89H116ZM125 88H127V87H125ZM128 88H129V87H128ZM142 88H141V89H142ZM149 88H150V86H149ZM152 88H153V87H152ZM176 88H177V87H176ZM208 88H207V89H208ZM213 88H214V87H213ZM230 88H231V87H230ZM239 88H240V87H239ZM239 88H238V91L240 90ZM245 88H246V87H245ZM23 89H24V88H23ZM31 89H32V88H31ZM34 89H35V88H34ZM49 89H50V88H48V90H49ZM86 89H87V88H86ZM100 89H101V88H100ZM111 89H112V88H111ZM113 89H112V90H113ZM119 89H120V88H119ZM147 89H148V88H147ZM156 89H157V88H156ZM158 89H159V87H158ZM162 89H163V88H162ZM205 89H206V88H205ZM207 89H206V90H207ZM209 89H210V88H209ZM226 89L229 90V92H230V89H229L228 87H226ZM241 89H242V88H241ZM243 89H242V91H243ZM260 89H262V88H260ZM4 90H5V89H4ZM14 90H15V89H14ZM45 90H46V89H45ZM48 90H47V91H48ZM59 90H60V89H59ZM59 90H58V91H59ZM61 90H62V88H61ZM64 90H63V91H64ZM80 90H81V89H80ZM88 90H89V89H88ZM124 90H125V89H124ZM137 90H138V89H137ZM142 90H144V89H142ZM142 90H141V91H142ZM152 90H153V89H152ZM159 90H160V89H159ZM176 90H177V89H176ZM196 90H197V89H196ZM206 90H205V91H206ZM223 90H224V91H223ZM227 90H226V94H224V95H226L225 97H227ZM231 90H232V89H231ZM27 91H28V90H27ZM54 91H55V90H53V93H54ZM63 91H62V92H63ZM86 91H87V90H86ZM101 91H102V90H101ZM135 91H136V90H135ZM145 91H147V90H145ZM153 91H155V90H153ZM164 91H165V90H164ZM166 91H167V92H170V91L168 90V88L166 89ZM166 91H165V92H166ZM173 91H174V90H173ZM177 91H178V90H177ZM177 91H176V92H177ZM197 91H198V90H197ZM199 91H200V90H199ZM211 91H208V94H209V92H211ZM221 91H223V92H221ZM234 91H235V90H234ZM234 91H233V92H234ZM245 91H246V90H245ZM245 91H244V92H245ZM3 92H4V91H3ZM15 92H16V91H15ZM33 92H34V90H33ZM64 92H65V91H64ZM79 92H80V91H79ZM84 92H85V91H84ZM84 92H83V93H84ZM108 92H110V91H108ZM129 92H130V91H129ZM151 92H152V91H151ZM156 92H157V91H156ZM159 92H160V91H159ZM165 92H163V93H165ZM188 92H189V91H188ZM195 92H196V91H195ZM200 92H201V91H200ZM220 92H221V93H220ZM229 92H228V93H229ZM239 92H240V91H239ZM249 92H250V91H249ZM28 93H29V92H28ZM31 93H32V92H31ZM37 93H38V92H37ZM46 93H48V92H46ZM49 93H51V92L49 91ZM49 93H48V94H49ZM76 93H78V92H76ZM76 93H74V94H76ZM83 93H82V94H83ZM97 93H98V92H97ZM97 93H96V94H97ZM103 93H104V92H103ZM119 93H120V92H119ZM143 93H144V92H143ZM147 93H148V92H146V94H147ZM161 93H162V92H161ZM172 93H175V92H171V94H172ZM212 93H211V94H212ZM217 93H218V92H217ZM224 93H225V92H224ZM256 93H257V90H256ZM0 94H1V93H0ZM14 94H15V93H14ZM23 94H24V93H23ZM34 94H36V93H34ZM80 94H81V93H80ZM108 94H109V93H108ZM115 94H116V93H115ZM115 94H114V95H115ZM121 94H122V93H121ZM134 94H135V93H134ZM151 94H152V93H151ZM167 94H168V93H167ZM177 94H178V93H177ZM179 94L182 95L181 92H180ZM179 94H178V96L176 95V97H181ZM183 94H184V92H183ZM195 94H196V93H195ZM199 94H201V93H199ZM211 94L209 95V97H211ZM219 94H218V95H219ZM231 94H232V93H231ZM234 94H235V93H234ZM234 94H233V95H234ZM249 94H250V93H249ZM253 94H254V93H253ZM258 94H259V93H258ZM10 95H11V94H10ZM26 95H27V94H26ZM32 95H33V94H32ZM36 95H37V94H36ZM51 95H52V94H51ZM51 95H50V96H51ZM98 95H99V94H98ZM98 95H97V96H98ZM101 95H102V92H101ZM129 95H130V94H129ZM141 95H142V94H141ZM154 95H155V94H154ZM157 95H158V94L156 93V96H157ZM163 95H166V93H165V94H162V96H163ZM168 95H169V94H168ZM192 95H193V94H192ZM192 95H191V96H192ZM218 95H217V96H218ZM224 95H223V97H224ZM236 95H237V93H236ZM236 95H235V96H236ZM1 96H2V95H1ZM17 96H18V95H17ZM28 96H29V95H28ZM39 96H40V95H39ZM60 96H61V95H60ZM60 96H59V97H60ZM62 96H63V94H62ZM74 96H75V95H74ZM77 96H78V94H77ZM79 96H80V95H79ZM79 96H78V97H79ZM99 96H100V95H99ZM106 96H107V95H106ZM112 96H113V95H112ZM130 96H131V95H130ZM136 96H137V94H136ZM144 96H146V95L144 94ZM144 96H143V98H144ZM149 96H151V95H149ZM152 96H153V95H152ZM159 96H160V93H159L158 97H159ZM172 96H173V95H172ZM174 96H175V95H174ZM183 96H184V95H183ZM183 96H182L183 99L187 98L186 95H185V96H186L185 98H184ZM189 96H190V95H189ZM189 96H188V97H189ZM191 96H190V97H191ZM217 96H216V97H217ZM239 96H240V95H239ZM241 96H242V95H241ZM256 96H257V95H256ZM9 97H10V96H9ZM22 97H23V96H22ZM30 97H31V96H30ZM43 97H45V96H43ZM72 97H73V95H72ZM78 97H77V98H78ZM83 97H84V96H83ZM83 97H82V98H83ZM118 97H120V96H118ZM140 97H141V96H140ZM147 97H148V94H147ZM147 97H146V98H147ZM176 97H175V98H176ZM207 97H208V95H206V98H207ZM221 97H222V96H221ZM221 97H220V98H221ZM223 97H222V98H223ZM228 97H229V95H228ZM231 97H232V95H231ZM231 97H230V98H231ZM253 97H254V96H253ZM13 98H14V97H13ZM13 98H12V100H13ZM16 98H17V97H16ZM31 98H32V97H31ZM35 98H36V97H35ZM39 98H42V97H39ZM75 98H76V97H75ZM90 98H91V97H90ZM96 98H97V97H96ZM108 98H109V97H108ZM123 98H125V97H122V99H123ZM146 98H145L144 100H146V103H147V100H148V99H146ZM148 98H149V97H148ZM152 98H153V97H152ZM152 98L150 97L149 100H151ZM154 98H157V97H154ZM165 98H166V97H165ZM172 98H173V97H172ZM175 98H174L173 101H175ZM206 98H205V99L203 98V99L206 100ZM211 98H212V97H211ZM214 98H215V97H214ZM217 98H218V97H217ZM220 98H219V100H221ZM233 98H234V96H233ZM235 98H236V97H235ZM238 98H239V97H238ZM6 99H7V98H6ZM19 99H20V98H19ZM23 99H24V98H23ZM58 99H59V98H58ZM71 99H72V98H71ZM93 99H94V98H93ZM106 99H107V97H106ZM111 99H112V98H111ZM111 99H110V100H111ZM116 99H117V98H116ZM130 99L132 100V98H130ZM137 99H138V98H137ZM137 99H136V100H137ZM141 99H142V98H141ZM163 99H164V98H163ZM170 99H171V97H170ZM176 99H177V98H176ZM183 99H182V100H183ZM189 99H191V98H189ZM195 99H197V98H195ZM198 99H199V98H198ZM224 99H225V98H223V100H224ZM226 99H227V98H226ZM226 99H225V100H226ZM249 99H251V98L249 97ZM253 99H254V98H253ZM256 99H257V98H256ZM12 100H11V101H12ZM32 100H33V99H32ZM32 100H31V101H32ZM41 100H42V99H41ZM45 100H46V99H45ZM75 100H76V99H75ZM87 100H88V99H87ZM103 100H104V99H103ZM123 100H125V99H123ZM127 100H128V97H127ZM136 100H134V101H136ZM156 100H157V99H156ZM161 100H162V98H161ZM161 100L159 101V99H158V101L160 102V103H159L160 105H162ZM179 100H180V98H179ZM179 100H178V102H180ZM185 100H186V99H185ZM219 100H217V101H219ZM230 100H231V99H230ZM232 100H233V99H232ZM234 100H235V99H234ZM234 100H233V101H229V99H228V101L231 102V103H228V104L226 103L227 105H225V106L228 107V106H230L229 104H234V103H232V102H234ZM236 100H239V99H236ZM5 101H6V100H5ZM19 101H20V100H19ZM35 101H36V100H35ZM38 101H39V100H38ZM42 101H43V100H42ZM49 101H50V100H49ZM57 101H58V100H57ZM71 101H72V100H71ZM105 101H106V100H105ZM113 101H114V100H113ZM132 101H133V100H132ZM153 101H154V99H153ZM158 101H156V102H158ZM164 101H165V100H164ZM176 101H177V100H176ZM186 101H187V100H186ZM188 101H190V100H188ZM197 101H199V100H197ZM206 101H207V100H206ZM212 101H213V99L211 100V102H212ZM217 101H216V103H217ZM226 101H227V100H226ZM254 101H255V100H254ZM257 101H258V100H257ZM1 102H2V101H1ZM9 102H10V100H9ZM12 102H14V103L16 102V103H17L18 101H17V100L15 101V98H14V101H12ZM26 102H27V101H26ZM40 102H41V101H40ZM51 102H53V99H52ZM59 102H61V99H60ZM69 102H70V101H69ZM81 102H82V101H81ZM84 102H85V100H84ZM98 102H99V100H98ZM109 102H110V101H109ZM121 102H122V101H121ZM129 102H130V101H129ZM129 102H128V104H130ZM138 102H139V101H138ZM140 102H142V101H140ZM154 102H155V101H154ZM154 102H153V103H154ZM162 102H163V101H162ZM167 102H168V101H167ZM204 102H205V101H204ZM209 102H210V100H209ZM211 102H210V103H211ZM255 102H256V101H255ZM255 102H254V103H255ZM3 103H4V102H3ZM20 103H21V102H20ZM37 103H38V102H36V104H37ZM44 103H45V101H44ZM48 103H49V102H48ZM76 103H77V102H76ZM86 103H87V102H86ZM93 103H94V102H93ZM117 103L120 104V102H118V101H117ZM126 103H127V102H126ZM146 103H145V104H146ZM148 103H152V102H149V101H148ZM153 103H152V104H153ZM165 103H166V102H165ZM169 103H172V104H173L172 100H171V102H169ZM181 103H182V102H181ZM197 103H198V102H197ZM210 103H208V104H210ZM218 103H219V102H218ZM221 103H222V101H221ZM223 103H224V102H223ZM223 103H222V104H223ZM243 103H244V102H243ZM252 103H253V100H252ZM258 103H260V102H258ZM262 103H263V102H262ZM10 104H11V103H10ZM36 104H35V105H36ZM41 104H43V103H41ZM66 104H67V103H66ZM66 104H65V106H66ZM96 104H97V103H96ZM99 104H100V103H99ZM145 104H143V105H144V106H143L144 108L149 107L150 110H154V109H151V108H150V105H151V104H150L149 106H148V104L145 106ZM172 104H171V105H172ZM204 104H205V103H203V105H204ZM208 104H207V105H208ZM212 104H213V102H212ZM212 104H211L210 106L208 105L209 107H207V106H206V107H207V108L213 107L214 104H213V105H212ZM250 104H251V103H250ZM1 105H2V104H1ZM46 105H48V104H46ZM52 105H53V104H52ZM58 105H59V103H58ZM70 105H71V104H70ZM83 105H84V104H83ZM83 105H82V106H83ZM86 105H87V104H86ZM92 105L94 106L95 104H92ZM103 105H104V104H103ZM111 105H113V104H111ZM124 105H125V104H124ZM135 105H136V103H135ZM165 105H166V104H165ZM168 105H169V104H168ZM171 105H170V107H171ZM178 105H180V104L178 103ZM192 105H193V104H192ZM195 105H196V104H195ZM195 105H194V106H195ZM217 105H218V104H217ZM255 105H256V104H255ZM260 105H261V104H260ZM260 105H259V106H260ZM4 106H5V105H4ZM8 106H9V105H8ZM13 106H14V105H13ZM53 106H54V105H53ZM53 106H52V107H53ZM67 106H68V104H67ZM76 106H77V104H76ZM80 106H81V105H80ZM87 106L89 107V105H87ZM87 106H86V107H87ZM125 106H127V105H125ZM128 106H129V105H128ZM130 106L133 107L134 105H132V103H131ZM139 106H142V104L139 105ZM139 106H138V107H139ZM151 106H153V105H151ZM182 106L184 107V104L181 105V107H182ZM186 106H187V105H186ZM198 106H199V105H198ZM214 106H215V105H214ZM219 106H221V104H220ZM222 106H223V107H221V108H222L221 112L223 111V108H224V105H222ZM234 106H235V105H234ZM11 107H12V105H11ZM54 107H56V106H54ZM57 107H58V106H57ZM70 107H71V106H70ZM110 107H111V106H109V109H110ZM117 107H118V106H117ZM120 107H122V106H120ZM123 107H124V106H123ZM138 107H137V108H138ZM154 107H155V106H154ZM159 107H160V106H159ZM170 107L167 108V110L170 109ZM176 107H177V105H176ZM195 107H196V106H195ZM202 107H204V106L201 105V108H202ZM206 107H205V108H206ZM217 107H218V106H217ZM243 107H244V106H243ZM253 107H255V106H253ZM256 107H257V106H256ZM4 108H7V106H5ZM4 108H2V109H4ZM8 108H9V107H8ZM12 108H13V107H12ZM15 108H16V106H15ZM25 108H26V107H25ZM50 108H51V106H50ZM79 108H80V107H79ZM90 108H92V107H90ZM94 108L97 109L95 106H94ZM113 108H114V107H113ZM115 108H116V107H115ZM127 108H128V107H127ZM127 108H126V109H127ZM133 108H134V107H133ZM179 108H180V107H179ZM185 108H186V107H185ZM187 108H188V106H187ZM187 108H186V109H187ZM189 108H190V107H189ZM198 108H200V107H198ZM201 108H200V109H201ZM213 108H214V107H213ZM215 108H216V107H215ZM228 108H231V106L228 107ZM234 108H235V107H234ZM257 108H258V107H257ZM18 109H19V108H18ZM28 109H29V108H28ZM37 109H38V108H37ZM43 109H44V108H43ZM47 109H48V107H47ZM59 109H60V107H59ZM59 109H58V111H60ZM61 109H62V108H61ZM80 109H81V108H80ZM109 109L107 110V112L109 111ZM126 109H125V111H126ZM134 109H136V108H134ZM134 109H133V110H134ZM149 109H148V110H149ZM171 109L173 110L172 107H171ZM211 109H212V108H211ZM216 109H217V108H216ZM216 109H215V110H216ZM240 109H241V108H240ZM249 109H250V108H249ZM39 110H40V109H39ZM50 110H51V109H50ZM54 110H56V108H55ZM75 110H77V109H75ZM118 110H119V109H118ZM121 110H122V109H121ZM136 110H137V109H136ZM155 110H156V109H155ZM155 110H154V111H155ZM174 110H175V109H174ZM183 110H184V109H183ZM183 110H182V112H183ZM187 110H188V109H187ZM191 110H197V109H196V108H195V109L192 108ZM198 110H199V109H198ZM202 110H203V108H202ZM206 110H208V109H206ZM225 110H226V109H224V113H225ZM231 110H232V109H231ZM236 110H238V109H235V111H236ZM253 110H254V109H253ZM2 111H3V110H2ZM2 111H1V113H2ZM14 111H15V110H14ZM14 111H11V112H14ZM22 111H24V110H22ZM36 111H37V110H36ZM44 111H45V110H44ZM58 111H56V112H58ZM69 111H70V110H69ZM69 111L67 112L68 114H69ZM78 111H79V110H78ZM87 111H88V110H87ZM89 111H90V109H89ZM91 111H92V109H91ZM105 111H106V110H105ZM105 111H103V112H105ZM110 111H111V110H110ZM115 111H116V109H115ZM127 111H128V109H127ZM131 111H132V110H131ZM184 111H185V110H184ZM189 111H190V109H189ZM199 111H200V110H199ZM199 111H198V112H199ZM211 111H212L211 115H213V114H214V113H213L214 109H212ZM211 111H209V112L207 111L208 113H207V112H206V113L209 114ZM235 111H233V112H235ZM242 111H243V110H242ZM256 111H258V110H256ZM11 112H10V113H11ZM17 112H18V114L20 113L19 111H17ZM25 112H26V111H25ZM30 112H31V110H30ZM32 112H33V111H32ZM41 112H42V111H41ZM46 112H47V111H46ZM53 112H54V111H53ZM64 112H65V111H64ZM73 112H74V111H73ZM83 112H84V111H83ZM100 112H102V111H100ZM103 112H102V113H103ZM111 112H113V111H111ZM133 112H134V111H133ZM155 112H157V111H155ZM176 112H178V110H177ZM182 112H181V113H182ZM186 112H187V111H186ZM195 112H196V111H195ZM204 112H205V111H204ZM218 112H219V111H218V109H217V113L215 112L216 116L218 115ZM227 112H228V111H227ZM236 112H237V111H236ZM253 112H254V111H253ZM7 113H8V112H7ZM60 113H61V112H60ZM62 113H63V112H62ZM92 113H93V112H92ZM117 113H118V112H117ZM124 113H125V112H124ZM139 113H140V115H141V111H140ZM142 113H143V112H142ZM159 113H160V112H159ZM178 113H179V112H178ZM187 113H188V112H187ZM219 113H220V112H219ZM229 113H232V112H229ZM254 113H255V112H254ZM5 114H6V112H5ZM5 114H4V115H5ZM31 114H32V113H31ZM42 114H45V113L42 112ZM54 114H55V116L57 115V113H54ZM76 114H77V113H76ZM90 114H91V113H90ZM108 114H109V113H108ZM113 114H115V113H113ZM113 114H112V115H113ZM126 114H127V113H126ZM131 114H133V113H131ZM134 114H136V112H135ZM168 114H169V113H168ZM170 114H171V113H170ZM185 114H186V113H185ZM190 114H191V113H190ZM196 114H197V113H196ZM215 114H214V115H215ZM220 114H221V113H220ZM233 114H234V113H233ZM246 114H247V112H246ZM257 114H258V113H257ZM259 114H260V112H259ZM2 115H3V114H2ZM7 115H8V114H7ZM15 115H16V114H15ZM37 115H38V114H37ZM46 115H48V113H47ZM52 115H53V114H52ZM58 115H59V114H58ZM71 115H72V114H71ZM71 115H68V117L71 116ZM81 115H82V114H81ZM88 115H89V114H88ZM101 115H103V114H101ZM122 115H123V114H122ZM140 115H139V116H140ZM144 115H145V114H143V116H144ZM153 115H155V114H153ZM158 115H159V114H158ZM180 115H181V114H180ZM186 115H187V114H186ZM221 115H222V114H221ZM227 115H228V114H227ZM227 115H226V116H227ZM230 115H232V114H230ZM261 115L263 116V114H261ZM19 116H20V115H19ZM38 116H39V115H38ZM83 116H84V115H83ZM98 116H99V115H98ZM124 116H125V115H124ZM124 116H123V117H124ZM136 116H138V115H136ZM139 116H138V118H139ZM143 116H142V119H141V120H143V119L146 117V115H145L144 118H143ZM149 116L151 117L152 114H151V115H149V114L147 115V117H149ZM178 116H179V115H178ZM183 116H184V115H183ZM201 116H202V115H201ZM205 116H206V114H205ZM255 116H256V115H255ZM32 117H34V116H32ZM39 117H43V116H39ZM50 117H51V115H50ZM62 117H63V116H62ZM86 117H87V113H86ZM94 117H95V113H94ZM114 117H115V115H114ZM119 117H120V115H119ZM127 117H128V116H127ZM127 117H126V118H127ZM150 117H149V118H150ZM152 117H153V116H152ZM222 117H223V116H222ZM231 117H233V115H232ZM256 117H257V116H256ZM34 118H35V117H34ZM34 118H33V119H34ZM43 118H44V117H43ZM74 118H75V117H74ZM74 118H72V119H74ZM84 118H85V117H84ZM84 118H83V119H84ZM96 118H97V117H96ZM99 118H100V117H99ZM126 118H125V119H126ZM140 118H141V117H140ZM153 118L155 119L156 116H154ZM162 118H163V117H162ZM171 118H172V117H171ZM175 118H176V117H174L173 119H175ZM220 118H221V117H219V119H220ZM224 118H226V117H224ZM228 118H229V117H228ZM247 118H248V117H247ZM1 119H2V118H1ZM29 119H30V118H29ZM48 119H49V118H48ZM50 119H51V118H50ZM67 119H68V118H66V121H67ZM77 119H78V117H77L75 120H77ZM85 119H86V118H85ZM127 119H128V118H127ZM129 119H130V118H129ZM129 119H128V120H129ZM146 119H147V118H146ZM151 119H152V118H151ZM151 119H150V120H151ZM177 119H178V118H177ZM213 119H214V118H213ZM231 119H232V118H231ZM236 119H237V118H236ZM2 120H3V119H2ZM8 120H9V118H8ZM23 120H24V119H23ZM25 120H26V119H25ZM30 120H31V119H30ZM40 120H42V119H40ZM40 120H39V121H40ZM87 120H88V119H87ZM91 120H92V119H91ZM95 120H96V119H95ZM133 120H134V119H133ZM162 120H163V119H162ZM162 120H161V121H162ZM216 120H217V119H216ZM221 120H222V119H221ZM221 120H220V122H221ZM224 120H225V119H224ZM228 120H229V119H227V121H228ZM261 120H262V119H261ZM6 121H7V120H6ZM10 121H11V120H10ZM21 121H22V119H21ZM39 121H38V122H39ZM57 121H58V120H57ZM57 121H56L55 123H57ZM62 121H64V120H62ZM71 121H72V120H71ZM82 121H83V120H82ZM96 121H97V120H96ZM130 121H131V120H130ZM152 121L155 122L153 119H152ZM173 121H174V120H173ZM207 121H208V120H207ZM217 121H219V120H217ZM252 121H253V120H252ZM263 121H264V120H263ZM2 122H3V121H2ZM38 122H37V123H38ZM42 122H43V121H42ZM52 122H53V121H52ZM59 122H60V121H59ZM69 122H70V121H69ZM88 122H89V120H88ZM94 122H95V121H94ZM121 122H122V120H121ZM131 122H133V121H131ZM148 122L150 123L149 120H148ZM148 122H147V123H148ZM153 122H152V123H153ZM194 122H195V121H193V123H194ZM212 122H213V121H212ZM222 122H223V121H222ZM230 122H231V121H230ZM233 122H235V120H234ZM237 122H238V121H237ZM259 122H260V121H259ZM259 122H258V123H259ZM20 123H21V122H20ZM20 123H19V124H20ZM25 123H26V122H25ZM40 123H41V122H40ZM40 123H39V127H41V126H40ZM45 123H46V122H45ZM47 123H49V122L47 121ZM67 123H68V122H67ZM73 123H74V122H73ZM81 123H82V122H81ZM123 123H124V121H123ZM126 123H127V122H126ZM140 123H141V121H140ZM143 123H144V122H143ZM149 123H148V124H149ZM191 123H192V121H191ZM200 123H201V122H200ZM209 123H210V122H209ZM225 123H226V122H225ZM15 124H16V123H15ZM31 124H32V123H31ZM49 124H50V123H49ZM53 124H54V123H53ZM53 124H52V125H53ZM76 124H77V123H76ZM85 124H86V123H85ZM89 124H90V123H89ZM124 124H125V123H124ZM132 124L134 125L135 123H132ZM157 124H158V123H157ZM157 124H155V125H156V126H159V125H157ZM182 124H183V123H182ZM3 125H4V124H3ZM6 125H7V124H6ZM10 125H11V124H10ZM66 125H67V124H66ZM66 125H65V126H66ZM142 125H143V124H142ZM142 125H141L139 128H141ZM150 125H152V124H150ZM150 125H149V126H150ZM212 125H213V124H212ZM215 125H216V124H215ZM217 125H218V124H217ZM223 125H224V126H228V125H226V124H223ZM263 125H264V124H263ZM18 126H19V125H18ZM45 126H47V125H45ZM48 126H49V128H51L50 125H48ZM53 126H54V125H53ZM57 126H59V124H58ZM69 126H70V125H69ZM76 126H77V125H76ZM83 126H84V124H83ZM123 126H125V125H123ZM144 126H146V125H144ZM144 126H143V127H144ZM249 126H250V125H249ZM261 126H262V125H261ZM9 127H10V126H9ZM36 127H37V126H35V129H36ZM71 127H72V126H71ZM132 127H133V126H132ZM132 127H130V128H132ZM134 127H135V126H134ZM137 127H138V126H137ZM151 127H152V126H151ZM153 127H154V123H153ZM210 127H211V126H210ZM218 127H221V126L219 125ZM234 127H235V126H234ZM0 128H1V127H0ZM3 128H4V127H3ZM13 128H15V127L13 126ZM26 128H27V127H26ZM26 128H25V129H26ZM42 128H43V127H42ZM49 128H48V130H49ZM52 128H53V127H52ZM57 128H58V127H57ZM61 128H63V127H61ZM65 128H66V127H64V129H65ZM69 128H70V127H69ZM222 128H223V127H222ZM231 128H232V127H231ZM254 128H255V127H254ZM259 128H260V126H259ZM259 128H258V129H259ZM28 129H29V128H28ZM32 129H33V128H32ZM38 129H39V128H38ZM38 129H37V131H38ZM40 129H41V128H40ZM53 129H54V128H53ZM59 129H60V128H59ZM66 129H67V128H66ZM66 129H65V130H66ZM70 129H71V128H70ZM133 129H134V128H133ZM154 129H155V128H154ZM223 129H226V128H223ZM229 129H230V128H229ZM260 129H261V128H260ZM4 130H5V129H4ZM12 130H13V129H12ZM20 130H21V129H20ZM61 130H62V129H61ZM139 130H141V129H139ZM148 130H149V129H148ZM226 130H227V129H226ZM14 131H15V130H14ZM30 131H32V130H30ZM40 131H41V130H40ZM43 131H44V129H43ZM54 131L56 132V130H54ZM54 131H52V132L54 133ZM58 131H59V130H58ZM134 131H135V129H134ZM206 131H207V130H206ZM208 131H209V130H208ZM233 131H234V130H233ZM3 132H4V131H3ZM21 132H22V131H21ZM25 132H26V131H25ZM52 132H51V133H52ZM59 132H60V131H59ZM59 132H57L58 135H59ZM61 132H62V131H61ZM61 132H60V133H61ZM68 132H69V131H68ZM215 132H216V131H215ZM220 132H222V131H220ZM223 132H224V131H223ZM227 132H228V131H227ZM256 132H257V131H256ZM12 133H14V132H12ZM18 133H19V132H18ZM18 133H16V134H18ZM39 133H40V132H39ZM128 133H129V130H128L127 134H128ZM130 133H131V131H130ZM148 133H149V132H148ZM159 133H160V132H159ZM208 133H209V132H208ZM210 133H211V132H210ZM217 133H218V132H217ZM224 133H225V132H224ZM224 133H223V134H224ZM4 134H6V133H4ZM16 134H14V135H16ZM22 134L24 135L25 133H22ZM33 134H35V133H33ZM54 134H55V133H54ZM54 134H53V135H54ZM63 134H64V132H63ZM131 134H132V133H131ZM143 134H144V133H143ZM143 134H142V135H143ZM152 134H153V133H152ZM152 134H151V135H152ZM206 134H207V133H206ZM225 134H226V133H225ZM248 134H250V133H248ZM253 134H254V132H253ZM27 135H28V134H27ZM41 135H42V134H41ZM41 135H40V136H41ZM44 135H45V134H44ZM134 135H135V134H134ZM146 135H147V134H146ZM214 135H215V134H214ZM216 135H217V134H216ZM234 135H235V134H234ZM260 135H261V134H260ZM260 135H259V136H260ZM56 136H57V135H56ZM124 136H125V135H124ZM130 136H131V135H129L128 137H130ZM135 136H136V135H135ZM139 136H140V135H139ZM144 136H145V135H144ZM156 136H157V135H156ZM156 136H155V137H156ZM158 136H159V134H158ZM158 136H157V137H158ZM199 136H200V135H199ZM208 136H209V135H208ZM262 136H263V135H262ZM121 137H123V136H121ZM136 137H137V136H136ZM201 137H202V136H201ZM216 137H217V136H216ZM223 137L225 138V135H224ZM223 137L221 136V138H223ZM228 137H229V135H228ZM1 138H2V136H1ZM3 138H4V137H3ZM18 138H19V137H18ZM28 138H29V137H28ZM38 138H39V137H38ZM46 138H48V137H46ZM50 138H51V137H50ZM57 138H58V137H57ZM143 138H144V137H143ZM145 138H146V137H145ZM147 138H148V137H147ZM150 138H151V137H150ZM205 138H206V135H205ZM212 138H213V137H212ZM214 138H215V137H214ZM232 138H233V137H232ZM232 138H231V139H232ZM238 138H239V137H238ZM238 138H237V139H238ZM251 138H252V137H251ZM26 139H27V138H26ZM32 139H33V138H32ZM44 139H45V138H44ZM54 139H55V138H54ZM61 139H62V138H61ZM139 139H140V138H139ZM151 139H152V138H151ZM151 139H150V140H151ZM157 139H158V138H157ZM197 139H199V137H198ZM217 139H218V138H217ZM217 139H216V141H217ZM234 139H236V138H234ZM234 139L230 142V144H231L233 141L235 142ZM15 140H16V139H15ZM41 140H42V139H41ZM50 140H51V139H50ZM57 140H59V139H57ZM130 140H131V137H130ZM144 140H145V139H144ZM200 140H201V138H200ZM223 140H224V139H223ZM225 140H226V138H225ZM229 140H230V139H229ZM0 141H1V140H0ZM27 141H28V140H27ZM44 141H45V140H44ZM60 141H61V140H60ZM119 141H120V140H119ZM121 141H122V139H121ZM125 141H126V140H125ZM151 141H152V140H151ZM151 141H150V142H151ZM156 141H158V140H156ZM214 141H215V139H214ZM226 141H227V140H226ZM236 141H237V140H236ZM262 141H263V140H262ZM5 142H6V141H5ZM7 142H9V140H8ZM15 142H16V141H15ZM15 142H14V144H15ZM20 142H22V140H21ZM20 142H19V143H20ZM42 142H43V141H42ZM48 142H49V141H48ZM53 142H54V141H53ZM55 142H56V140H55ZM117 142H118V141H117ZM126 142H128V141H126ZM131 142H132V141H131ZM135 142H136V141H135ZM160 142H161V141H160ZM198 142H199V141H198ZM220 142H221V141H220ZM2 143H3V142H2ZM11 143H12V142H11ZM26 143H27V142H26ZM28 143H29V142H28ZM51 143H52V142H51ZM155 143L157 144V142H155ZM211 143H212V142H211ZM223 143H224V142H223ZM6 144H7V143H6ZM14 144H13V145H14ZM30 144H31V143H30ZM52 144H53V143H52ZM122 144H123V141H122ZM124 144H125V143H124ZM128 144H129V146H130V143H128ZM137 144H138V143H137ZM215 144H217V143L215 142ZM234 144H235V143H234ZM0 145H2V144H0ZM24 145H25V144H24ZM27 145H28V144H27ZM54 145H55V144H54ZM134 145H136V144H134ZM139 145H140V144H139ZM141 145H142V144H141ZM17 146H18V144H17ZM22 146H23V145H22ZM22 146H21V147H22ZM52 146H53V145H52ZM118 146H119V145H118ZM125 146H126V145H125ZM131 146H132V145H131ZM152 146H153V145H152ZM175 146H176V145H175ZM213 146H214V145H213ZM260 146H261V145H260ZM6 147H7V146H6ZM11 147H12V146H11ZM24 147L26 148V146H24ZM47 147H48V146H47ZM55 147H56V146H55ZM156 147H157V146H156ZM160 147H161V146H160ZM209 147H210V146H209ZM215 147H216V146H215ZM230 147H232V146H230ZM236 147H237V146H236ZM256 147H257V146H256ZM14 148H15V147H14ZM27 148H28V147H27ZM42 148H43V147H42ZM49 148H50V146H49ZM51 148H52V147H51ZM131 148H132V147H131ZM133 148H134V147H133ZM135 148H136V147H135ZM138 148H139V147H138ZM161 148H162V147H161ZM221 148H222V147H221ZM233 148H235V147H233ZM233 148H232V149H233ZM9 149H10V148H9ZM12 149H13V148H12ZM21 149H22V148H21ZM39 149H40V148H39ZM45 149L49 150V149L46 148V147H45ZM52 149H53V148H52ZM54 149H57V148H54ZM124 149H126V148L124 147ZM128 149H129V148H128ZM203 149H204V148H203ZM211 149H212V148H211ZM211 149H210V151H211ZM214 149H215V148H214ZM224 149H225V148H224ZM260 149H261V147H260ZM260 149H259V150H260ZM263 149H264V148H263ZM4 150H5V149H4ZM30 150H31V149H30ZM36 150H37V149H36ZM156 150H157V149H156ZM200 150H201V149H200ZM218 150H219V149H218ZM226 150H227V149H226ZM8 151H10V150H8ZM8 151H7V152H8ZM45 151H46V150H45ZM50 151H51V150H50ZM53 151H54V150H53ZM140 151H142V149L139 150V152H140ZM145 151H146V150H145ZM159 151H160V150H159ZM207 151H208V150H207ZM235 151H236V150H235ZM0 152H1V151H0ZM12 152H13V151H12ZM19 152H20V151H19ZM40 152H41V150H40ZM46 152H47V151H46ZM46 152H45V153H46ZM48 152H49V151H48ZM126 152H127V150H126ZM135 152H136V151H135ZM143 152H144V151H143ZM198 152H199V151H198ZM226 152H227V151H226ZM232 152H233V150H232ZM8 153H9V152H8ZM49 153H50V152H49ZM141 153H142V152H140V154H141ZM145 153H146V152H145ZM150 153H151V152H150ZM212 153H216V151H215V152H212ZM12 154H13V153H12ZM30 154H31V153H30ZM46 154H47V153H46ZM132 154H134L133 151H132ZM222 154H223V153H222ZM231 154H232V153H231ZM5 155H6V154H5ZM7 155H8V154H7ZM13 155H14V154H13ZM26 155H27V154H26ZM33 155H34V154H33ZM37 155H40V154H39V151H38V154H37ZM44 155H45V154H44ZM47 155H48V154H47ZM152 155H153V154H152ZM227 155H228V154H227ZM227 155H226V156H227ZM234 155H235V154H234ZM8 156H9V155H8ZM31 156H32V155H31ZM42 156H43V154H42ZM48 156H50V155H48ZM130 156H131V155H130ZM135 156H136V153H135L134 157H135ZM137 156H138V155H137ZM137 156H136V157H137ZM155 156H157V155H155ZM217 156H218V154H217ZM224 156H225V155H224ZM238 156H239V155H238ZM261 156H262V155H261ZM0 157H1V156H0ZM6 157H7V156H6ZM9 157H10V156H9ZM25 157H26V156H25ZM25 157H23V159H24ZM33 157H34V156H33ZM35 157H36V155H35ZM40 157H41V155H40ZM40 157H38V158H40ZM142 157H143V156H142ZM148 157H149V156H148ZM151 157H152V156H151ZM151 157H150V158H151ZM210 157H211V156H210ZM213 157H214V155H213ZM221 157H222V156H221ZM221 157H220V159H221ZM230 157H231V156H230ZM232 157H233V156H232ZM258 157H259V155H258ZM12 158H13V157H12ZM42 158H43V157H42ZM45 158H46V155H45ZM152 158H153V157H152ZM218 158H219V157H218ZM236 158H238V157H236ZM5 159H6V158H5ZM15 159H16V158H15ZM43 159H44V158H43ZM135 159H136V158H135ZM138 159H139V158H138ZM147 159H148V158H147ZM230 159H231V158H230ZM1 160H2V158H1ZM7 160H8V159H7ZM11 160H13V159H11ZM20 160H22V159H20ZM25 160H27V159H25ZM49 160L51 161V159H48V161H45V162L48 163ZM206 160H207V159H206ZM209 160H211V159H209ZM209 160H208V161H209ZM223 160H224V159H223ZM238 160H239V159H238ZM133 161H134V160H133ZM214 161H215V160H214ZM214 161H213V162H214ZM230 161H231V160H230ZM9 162H10V160H9ZM9 162H8V164H10ZM11 162H12V161H11ZM13 162H14V161H13ZM16 162H17V161H16ZM23 162H25V161H23ZM137 162H138V161H137ZM141 162H142V160H141ZM147 162H148V160H147ZM147 162H146V164H147ZM210 162H212V161H210ZM219 162H220V161H219ZM223 162H224V161H223ZM5 163H6V165H8V164H7V161H6ZM5 163H4V164H5ZM46 163H45V164H46ZM132 163H133V162H132ZM135 163H136V162H134V164H135ZM226 163H227V162H226ZM230 163H231V162H230ZM19 164H20V163H19ZM24 164H25V163H24ZM30 164H31V163H30ZM48 164H49V163H48ZM50 164H51V162H50ZM144 164H145V163H144ZM200 164H201V163H200ZM215 164H217V163H215ZM215 164H214V165H215ZM218 164H219V163H218ZM232 164H234V163H232ZM17 165H18V164H17ZM20 165H21V164H20ZM34 165H35V164H34ZM37 165H38V164H37ZM40 165H41V164H40ZM135 165H136V164H135ZM141 165H142V164H141ZM221 165H222V164H221ZM11 166H12V165H11ZM11 166H10V167H11ZM15 166H16V165H15ZM30 166H31V165H30ZM47 166H48V165H47ZM142 166H143V165H142ZM238 166H239V165H238ZM16 167H17V166H16ZM39 167H40V166H39ZM135 167H136V166H135ZM137 167H138V166H137ZM216 167H217V166H216ZM251 167H252V166H251ZM1 168H2V167H1ZM12 168H13V167H12ZM37 168H38V167H37ZM42 168H43V167H41V169H42ZM44 168H45V167H44ZM10 169H11V168H10ZM38 169H40V168H38ZM41 169H40V170H41ZM220 169H221V168H220ZM7 170H8V168H7ZM15 170H16V169H15ZM44 170H45V169H44ZM44 170H43V171H44ZM252 170H253V169H252ZM8 171H9V170H8ZM21 171L23 172V169H22ZM21 171H20V172H21ZM0 172H1V171H0ZM15 172H16V171H15ZM22 172H21V173H22ZM41 172H42V171H41ZM6 173H7V172H6ZM12 173H13V172H12ZM12 173H11V174H12ZM254 173H255V172H254ZM2 174H3V172H2ZM14 174H15V173H14ZM16 174H18V173H16ZM7 175H8V174H7ZM1 176H2V175H1ZM1 176H0V177H1ZM5 176H6V175H5ZM12 177H14V176L12 175ZM18 177H20V176H18ZM1 178H2V177H1ZM6 178H7V177H6ZM14 178H15V177H14ZM3 179H4V177H3ZM7 179H8V178H7ZM19 179H20V178H19ZM9 180H10V179H9ZM13 180L16 181V179H13ZM260 180H261V179H260ZM10 181H11V180H10ZM17 181H18V180H17ZM249 181H250V180H249ZM11 182H12V181H11ZM257 182H258V181H257ZM2 183H3V181H2ZM4 183H5V182H4ZM6 183H7V181H6ZM8 184H9V183H8ZM8 184H7V186H8ZM12 184H13V183H11V185H12ZM13 185H14V184H13ZM250 185H251V184H250ZM7 186H6V187H7ZM9 186H10V184H9ZM1 187H2V184H1ZM1 187H0V189H2ZM7 188H8V187H7ZM1 192H2V191L0 190V193H1ZM1 197H2V195H1ZM1 197H0V198H1ZM1 199H2V198H1ZM0 202H1V201H0ZM3 203H5V202H3ZM4 205H5V204H4ZM0 206H1V205H0ZM6 206H7V205H6ZM0 208H2V207H0ZM6 208H7V207H6ZM2 209H3V208H2ZM2 209H1V210H2ZM5 213H6V212H5ZM8 213H9V212H8ZM8 213H6V215H8ZM1 214H2V213H1ZM7 217H8V216H7ZM4 218H5V217H4ZM5 220L7 221V219H5Z\"/></svg>", "mask_w": 264, "mask_h": 264}]
</instances>
